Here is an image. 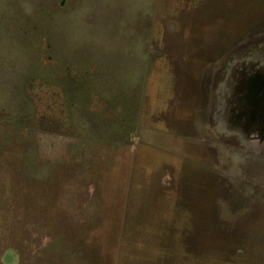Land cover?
<instances>
[{"label":"rangeland","instance_id":"obj_1","mask_svg":"<svg viewBox=\"0 0 264 264\" xmlns=\"http://www.w3.org/2000/svg\"><path fill=\"white\" fill-rule=\"evenodd\" d=\"M0 264H264V0H0Z\"/></svg>","mask_w":264,"mask_h":264},{"label":"flooded vegetation","instance_id":"obj_2","mask_svg":"<svg viewBox=\"0 0 264 264\" xmlns=\"http://www.w3.org/2000/svg\"><path fill=\"white\" fill-rule=\"evenodd\" d=\"M256 95L252 97V100L254 99V102L256 101ZM238 98H241L238 96V93L236 90L233 91V94L226 98V114L224 115V121L227 124L228 128H232L231 131L238 132L241 134L242 138L247 142H256L258 141V138H254L252 136L251 132L249 135H246L248 133V130L245 126V120L250 117V114L253 110L250 109L249 105H246L245 103H240ZM245 100V99H244ZM243 100V101H244ZM239 108V110H237ZM227 116V117H226ZM230 125V127H229ZM247 137V138H245ZM255 139V140H254Z\"/></svg>","mask_w":264,"mask_h":264}]
</instances>
